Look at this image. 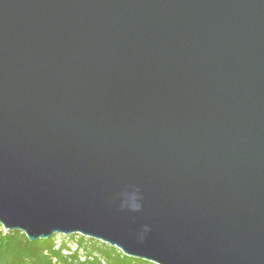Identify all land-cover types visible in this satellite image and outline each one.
<instances>
[{
    "label": "water",
    "instance_id": "1",
    "mask_svg": "<svg viewBox=\"0 0 264 264\" xmlns=\"http://www.w3.org/2000/svg\"><path fill=\"white\" fill-rule=\"evenodd\" d=\"M0 225L264 264V0H0Z\"/></svg>",
    "mask_w": 264,
    "mask_h": 264
},
{
    "label": "trees",
    "instance_id": "2",
    "mask_svg": "<svg viewBox=\"0 0 264 264\" xmlns=\"http://www.w3.org/2000/svg\"><path fill=\"white\" fill-rule=\"evenodd\" d=\"M54 237L29 240L23 232L4 230L0 225V264H155L82 235L73 249L66 241L56 243Z\"/></svg>",
    "mask_w": 264,
    "mask_h": 264
},
{
    "label": "rangeland",
    "instance_id": "3",
    "mask_svg": "<svg viewBox=\"0 0 264 264\" xmlns=\"http://www.w3.org/2000/svg\"><path fill=\"white\" fill-rule=\"evenodd\" d=\"M70 235H72V234H70ZM73 235H74L73 237H68L69 235L55 234L54 240L56 241V243H59L60 241H66L67 245L71 249H73L76 246L78 235H80V234H73ZM85 238H89V237H85Z\"/></svg>",
    "mask_w": 264,
    "mask_h": 264
}]
</instances>
